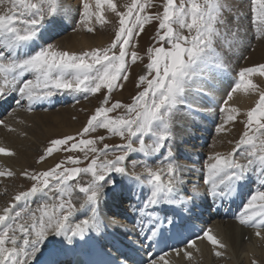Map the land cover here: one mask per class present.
<instances>
[{
    "label": "snow or ice",
    "instance_id": "6c2138e0",
    "mask_svg": "<svg viewBox=\"0 0 264 264\" xmlns=\"http://www.w3.org/2000/svg\"><path fill=\"white\" fill-rule=\"evenodd\" d=\"M250 4L256 31L264 35V0H250ZM152 6L153 0H131L125 5L126 11H118L113 0H95V11H92L91 5L85 2L80 23L87 32L95 31L91 26L93 18L100 25L109 23L105 17L106 10L119 18V27L108 47L78 54L59 50L47 41L46 46L37 43L44 39L42 29L46 20L60 11L58 0H0V96L5 91L18 92L31 109L34 103L61 91L96 95L102 89L106 90L101 105L78 133L81 139L77 141L74 136L53 139L37 161L43 162L59 151L60 146H67L65 151L85 152V160L88 153H92L88 166H76L83 161L69 156L66 162L74 167H65V161H61L46 171H25L23 175L33 182L31 187L18 192L13 203L0 210V264H30L49 236L66 237L71 242L72 237L99 232L102 225L98 205L105 185L111 182V174H127L126 160L131 152L145 156L160 153L173 136L175 112L184 103L193 77L205 70L211 72L223 67L214 49L215 39L220 35L217 24L225 23L221 0H179V3L177 0H164L162 12L154 15L147 12ZM153 21L158 22L156 43L160 46L148 49L150 62L146 65L147 73L141 75L136 84L137 88L146 87L133 97L132 104L125 105L120 101L110 104L113 91L123 88L119 81L129 79L126 74L129 56L133 64L139 58L135 51L129 54L130 42ZM185 29L189 33L187 36L183 34ZM256 74L264 77V64L239 72L238 81L234 82L220 109L225 118L217 128L218 133L224 132L226 126L240 115L238 108L229 106L233 93L258 91V85L249 78ZM258 95L255 106L246 113V130L233 151L226 155L215 153L208 158L210 162L204 182L210 185L213 197L229 195L249 172H257L260 187L250 195L238 222L256 228V236L264 239L261 235V229H264V90H259ZM121 108L125 109L126 115L110 117V113ZM97 129H106L125 143L111 148L104 144L102 149L97 148V140L102 142L104 136L83 138ZM136 143L138 147H134ZM238 154L240 159L236 158ZM0 155L12 156L15 153L0 147ZM109 155L113 158L109 159ZM172 155V149L168 147L167 157ZM143 171L146 174L143 178L135 171L131 175L150 189L143 208L153 210L144 214L151 224L148 229L150 236L155 238L162 234L163 225V221L154 214L155 206L175 203L174 196L182 181L171 159L162 168L154 169L145 163ZM81 173L90 174L91 179L85 184L70 183ZM4 176L11 177L13 172L0 171V177ZM77 189L85 197L79 209L72 200ZM43 192L55 193L59 199L38 205L36 209L28 207V198ZM21 201L24 202L23 207L14 211ZM78 210H86L85 214L91 212V215L73 225L70 217ZM210 233V229L205 231L200 239H206L213 246L214 255L220 257L222 253L216 249L226 246ZM145 239L149 236L146 235ZM191 248H195V241L185 245V249ZM196 250L199 251L198 248ZM176 252L180 254L179 249ZM165 255L152 259L150 264H168ZM183 256L192 259V253L187 250L183 251Z\"/></svg>",
    "mask_w": 264,
    "mask_h": 264
},
{
    "label": "rangeland",
    "instance_id": "374dc122",
    "mask_svg": "<svg viewBox=\"0 0 264 264\" xmlns=\"http://www.w3.org/2000/svg\"><path fill=\"white\" fill-rule=\"evenodd\" d=\"M58 2L60 5V11L54 17H50L46 21H48L52 28H67L59 35L60 37L54 39L48 44H52L59 50L78 54L85 51H91L92 49L96 48L103 49L110 45L114 39L115 32L119 27V18L115 15V13L111 12L110 10L105 11V17L108 19L109 23L104 25L96 23L95 19L93 18V23L91 26L94 27L95 31L89 33L80 23V20L82 18L83 4L85 2L89 3L91 5V10L95 11V0H58ZM72 2H76V5L70 6ZM113 2L116 3L118 11H126L125 5L129 4L131 0H113ZM221 2L224 8L222 19L225 21V23L217 24V28L220 30V35L215 39L214 49L216 56L219 57L220 61L223 63V68H225L230 73L228 74L226 72V74H232L235 77L238 76L242 69L264 64V35L258 34L256 31V24L253 22L250 0H221ZM163 3L164 0H153V6L148 8L147 12L153 15L158 12H162ZM177 3H179V0H177ZM0 12H2V9H0ZM157 30L158 22L153 21L151 24L145 25L144 31L140 33L134 41L130 42V45L128 46L129 54L132 51H135L137 52L139 58L137 59L136 63L133 64L131 63L129 56L128 71L126 73L129 76V79L127 81H119V83L123 84V88L113 91L111 94L110 104L116 101H120L125 105L132 104L133 97L142 91L144 87H146V85H144L140 88H137L136 84L138 83L139 77L147 73L146 65L150 62L148 49L150 47L154 48L160 46L156 43ZM183 34L185 36L189 35L186 29L183 30ZM258 35H260V38H256ZM165 47H167V45H165ZM232 75L231 78L234 80ZM28 78L34 77L29 76ZM149 78L151 79V77ZM249 78L258 85V91L264 90V77L256 74ZM234 82H236V80H234ZM234 82L231 83L230 87L233 86L232 84H234ZM229 91L225 92V94L219 100V104L217 103L218 107L219 105L224 106L223 101L227 98ZM258 91H249L246 93L251 96L252 103L245 110H241L238 107L237 102L229 101V106L238 108L240 115L237 117L236 121L230 122L226 126V130L224 132L218 133L217 128L223 123L225 113H222L221 111L217 112L216 110L213 114H210L212 116L211 124H209L208 130L205 129L208 138L206 139L207 141L205 140L202 145H198L199 142H195L196 144L193 145L194 142L189 141L188 133H190V129H186V126L190 125V121L188 119L189 117L185 115V105H179L174 115L172 128L173 136L169 141L166 142V146L163 148V150L167 152L168 147H171L173 157L180 156V154L183 152H185L190 159L198 158L199 156L203 157L205 160V165L203 166V169H201V172H203V174H207V165L210 162L208 158L210 156L214 155L215 153L226 155L229 152H232L235 148L243 132L246 130V113L255 106L259 99ZM68 94L71 95L69 98L71 101L68 103L56 105L50 109H29L25 104H22L21 106L12 109L9 113L7 112L8 114L6 113L7 115L3 118V120H10L9 125L10 129L12 130H9V135L13 136L17 140V143L21 142L20 146L22 148H19L21 150L17 148H12V150L10 149L15 153V155L9 157L8 163L5 164L6 166L0 163V171L6 172L10 170L13 172V176L11 177H0V207H2V209L8 206V203L13 202V197L18 192L27 191L31 187L33 182L28 180L23 175L25 171L29 173L46 171L61 161H65V167H74L70 163L66 162L67 157L69 156L83 161L81 164L76 165L78 167H87L90 163L92 153L89 152L88 159L85 160V152H81L79 150L65 151L64 149L67 146H60L59 151H56L51 156H48L43 162H37L40 156L45 153L46 148L50 146L51 140L64 138L67 136H74L76 137L77 141L81 139V137L78 136V133L82 131V129L87 124V120L101 105L103 96L106 94V90L102 89L101 92L97 93L96 95L61 91L54 96L60 98ZM110 104L108 106H110ZM109 115L112 118H118L120 116L126 115V113L125 109L121 108L110 113ZM57 125L59 126L57 127ZM191 128L192 131H195V133L196 130H202L201 127L196 124H191ZM99 136H104L105 139L102 142L97 140V143L95 144V147L97 148L102 149L104 144H108L111 148L117 144L125 143V141L121 140L119 136L108 133L106 129H97V131L91 132L83 138L96 139ZM28 138L30 141H27L29 143L27 146V143L23 141L28 140ZM147 142L148 140L146 138V143ZM134 147H138V143L134 144ZM85 151H87V149H85ZM241 151H243V148ZM137 153L139 152L129 153L128 158L132 155H138ZM23 154H25V157ZM142 154L143 153H139V156ZM163 154L164 158L167 157V153ZM108 158L112 159L113 157L109 155ZM236 158L240 159L239 154ZM22 160H25L27 163L25 168L23 166ZM241 162L244 163L245 161L241 160ZM190 165V163H186L183 164V166H178L179 168L176 166V174L181 177L184 175L183 170L190 167ZM126 167L127 172L129 170L131 172L135 171L138 173L142 169V163L139 162L138 159L134 158L131 159V163L129 162ZM121 175L122 174L118 173L111 174V182L105 185L100 199L116 185L119 184L120 187H122L121 183L125 181V177H121ZM90 179V174L81 173L80 176L76 178V180L71 181L70 183L76 184L79 182L80 184H85ZM204 192L208 194L210 189H207V191L205 190ZM50 194L59 199L57 194ZM84 198V195L79 193L78 189L73 192L72 200L73 203L76 204L77 208H79V205ZM125 200L126 199L123 198V202ZM237 226H239V228H241L243 231L253 230L248 226H245L244 228L242 225ZM262 232L263 231H261V233ZM208 246L212 245L209 244L205 247L208 248ZM262 246L264 247V244L260 242L257 249L259 248L258 250H262ZM216 250L222 251V249ZM246 252L247 251L244 250L242 254H246ZM221 253L222 255L215 258L213 264H227L226 257L224 256L223 252ZM204 256L206 257V254ZM243 261L244 263L242 264H253L254 260L250 259L251 262L249 263H245L246 260ZM200 262L206 264L205 258H203ZM200 262L195 258L194 264H198ZM255 262L256 264H264L263 259L261 261L255 260ZM210 263L211 262L209 261L207 264ZM190 264H192V261Z\"/></svg>",
    "mask_w": 264,
    "mask_h": 264
},
{
    "label": "bare ground",
    "instance_id": "6f19581e",
    "mask_svg": "<svg viewBox=\"0 0 264 264\" xmlns=\"http://www.w3.org/2000/svg\"><path fill=\"white\" fill-rule=\"evenodd\" d=\"M76 2H72L70 6L72 5L75 6ZM66 28L67 27L52 28L51 25L48 23V21H46L45 27L44 29H42V32L44 34V39L38 40L37 43L41 46H44L45 41H47V43L52 42L54 39L60 37L59 35L63 32V30H66ZM225 70L226 69L222 67L220 69H215L211 72L205 70L201 73H198L195 77H193V80L186 91L184 103H182L181 105L182 106L185 105V113H186L185 115L189 117L188 119L190 121V125L186 126L187 127L186 129L188 128L190 129V133H188L189 134L188 139L189 141L194 142L193 145L196 144L195 142H199L198 145H202L204 141L208 138L205 129L208 130L209 124H211L212 116L210 114H213L217 110L216 108L217 103L225 94V92L231 89L230 86L231 83L233 82V79L231 78L232 74L227 75L226 72L228 74L230 73L227 70L226 71ZM238 79L239 76L234 77V80H238ZM70 97L71 95L69 94L64 95L63 97L60 98L56 96H52L51 98L44 99L34 103L31 106V109H39V107H37L39 104L42 105L41 109H50L56 105L58 100L61 101L64 99H68ZM231 101L237 102L238 107L241 110H245L252 103V98L250 95L242 91H239L234 93L233 99ZM22 104H25L26 107L29 108L28 101L20 97L18 92L5 91V94L0 96V122H2L0 123V147H3L8 150L10 149L12 150V148H17V149L22 148L20 146L21 142L17 143V140L13 136L9 135L10 120H5V119L3 120V118L12 109L17 108ZM191 124L199 125V127H201L202 130L200 131L196 130L195 133V131H192ZM59 125H57V127ZM27 141H30L29 138L28 140H24L23 142L27 143L28 146L29 143ZM23 156L25 157V154H23ZM135 156L137 157V155ZM135 156H130L126 161V165H128L129 162L131 163V159H134ZM9 157L11 156L0 155V163L6 166L5 164L8 163ZM162 157L164 159L163 152L156 153L151 156H145L144 154H142L141 157H139L138 155V160H140L139 162H141L143 165L147 163L148 166L155 169V168H162L161 166H166L167 163L161 161ZM200 157L201 156H199L198 158L190 159L188 155H186V153L183 152L182 154H180V156L173 157L172 159V162L175 164V166H177V168H179L178 166H183V164L186 163L191 164L190 167L183 170L184 175H182L181 177L178 176L182 182L178 185V189L175 195L178 196L176 200H178V202L182 205V207L186 209L187 213L195 212V213H199L202 216V220H201L202 223H200V225L203 227V230L198 236L202 237L203 233L210 229L211 230L210 234L214 235L217 239L222 241V243L226 246L225 248L222 249L221 252H223L224 256L226 257L227 264H242L244 263L243 260H246L245 263H249L251 262L250 259L254 261L255 260L261 261L262 259L264 260V247L262 246V250H258L259 248L257 249V247H259L260 242L264 244V239H261L260 237L256 236L255 234L257 231L256 228L251 227L254 231L253 230L243 231L241 228H239V226H237V225H241L238 222V219H235L234 221L226 220V217H224L225 219H223L222 214H219L217 211H215L214 213V211H212L211 208L210 210H208L209 208L207 203L204 204L202 201L197 200L198 198L201 197L203 199H207V195L209 193L206 194L204 191L210 189V185L204 182L207 179V174H203V172H201V169H203V166L205 165V160L203 157L201 158ZM22 162L25 168L27 163L25 160H22ZM143 165H142V169L138 172V174H140L142 178L146 175L143 171ZM127 173L128 174L121 175V177H125V181L121 183L122 187H120V185L118 184L114 188L109 190L105 194V196L101 197L98 205V216L101 220V225H102L101 230H105L106 232L111 231L112 233H115L117 235H123V232H131L133 234V231H135L134 227L136 226L133 223L131 224V222L129 221L131 219L133 221H136L138 217L146 216L144 213L139 212L137 206L138 204L140 205V201H139L140 197L145 199L150 195V189L148 188V186L142 184L141 182L136 181L132 177L131 171L128 170ZM251 179L253 180V182L250 181ZM245 181H246V186L244 190L249 188L248 186L249 182H251L250 186H252V183H254L253 186L254 192L258 187H260L259 175L248 176V178ZM146 193H148V195H145ZM49 196H51V200L49 199ZM123 198L126 199L124 202H123ZM57 200L58 199L55 198V196L51 195L49 192H43L30 196L27 200V205L31 209H36L38 205H41L46 202L52 203L53 201H57ZM185 200H187L189 204V207L187 208L185 207V203H184ZM23 205L24 202L21 201L17 205V209H14V211L19 210L20 208L23 207ZM183 208L181 209L182 212H183ZM0 210H2V207H0ZM85 213L86 210H78L77 212L73 213V215L70 217V223L74 225L75 223H79L80 220L87 218V215H91V212H87V214ZM242 227L244 228L245 226L242 225ZM261 231H263L261 235L264 236V230L261 229ZM97 233L98 232L95 231L88 232L87 239L90 240V238L95 237ZM75 239L76 237H72L71 242H69L68 238L66 237L49 236L48 239L42 244L41 251L37 254L36 257L43 255L46 250L48 249L50 250L52 248L55 249V252L62 251L63 247L65 248L72 246ZM206 245H209L206 239L199 238L195 241V248L185 249L184 246L179 249L180 250L179 255H177V252L175 251L166 255L165 259L168 261V264H187V263L190 264L191 261L192 264H194L195 258L198 259L199 262L203 258H205L206 264L209 261L211 262L210 264H213L215 258H217L214 255L213 246H208V248H206L205 247ZM197 248L199 249V251L196 250ZM184 250H187L192 253L191 260L183 256ZM244 250L247 251L246 254H242ZM205 254L207 258L204 256ZM34 259L30 260V263ZM198 264H203V263L200 262Z\"/></svg>",
    "mask_w": 264,
    "mask_h": 264
}]
</instances>
